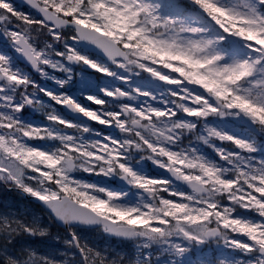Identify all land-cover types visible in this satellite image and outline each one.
Instances as JSON below:
<instances>
[{"label": "snow or ice", "instance_id": "obj_1", "mask_svg": "<svg viewBox=\"0 0 264 264\" xmlns=\"http://www.w3.org/2000/svg\"><path fill=\"white\" fill-rule=\"evenodd\" d=\"M26 4L37 15L0 0V183L68 226L75 251L20 246L49 230L4 212L0 264H161L154 250L166 264H264V0ZM74 65L110 79L76 80ZM77 226L133 241L135 258L82 242Z\"/></svg>", "mask_w": 264, "mask_h": 264}, {"label": "rangeland", "instance_id": "obj_2", "mask_svg": "<svg viewBox=\"0 0 264 264\" xmlns=\"http://www.w3.org/2000/svg\"><path fill=\"white\" fill-rule=\"evenodd\" d=\"M15 5V3H14ZM16 6V5H15ZM17 7V6H16ZM18 8V7H17ZM21 11L24 12H31L32 15H35L33 11H31L28 8H18ZM4 47V42L0 40V48ZM90 55V54H89ZM93 56V55H91ZM96 57V56H93ZM21 66V65H20ZM22 67V66H21ZM74 71H75V79L79 80L81 79V76H86L88 77L93 83H95L97 80L89 77L85 72L88 70H91L87 68L86 66L80 65L79 67L73 66ZM24 71L30 72V70L25 67L22 68ZM49 73L51 75H55L57 77H62L63 74L60 72L53 71L51 69H48ZM78 73V75L76 74ZM31 74V73H30ZM38 79L34 78L37 80L38 83H40L42 86L46 88L53 89L54 91L59 90L58 86L55 84L54 81H51L49 79H46L44 77H41L38 74ZM105 79H110L107 77H104L103 80ZM119 83V82H117ZM95 91V89H93ZM78 98H80L79 93H75ZM46 101V100H45ZM83 103V99L81 100ZM86 104V103H85ZM37 113V112H36ZM35 113L32 112L31 109H29L25 115L31 116ZM37 123V122H34ZM39 124V123H37ZM94 127V126H93ZM96 128V127H95ZM100 129V128H97ZM209 152L211 150L209 149ZM146 167H152L153 170L157 171L160 169L155 168L153 165L150 163L146 165ZM151 169V168H150ZM152 170V169H151ZM80 175L79 178L85 177L90 182L94 183H109V181L105 180L103 177H98L94 175H89L87 173H77L76 175ZM90 177V178H88ZM4 212H10L14 215H20V216H25L27 218H31L32 216L38 217L45 226H47L49 230L48 236L44 238H30V237H22L19 241L20 246L24 245H30L33 248L39 249L43 252H52L56 251L60 255H63L65 250H68L69 253L72 251H75L74 249H68V246L66 245L65 241L70 238L69 236V231H64L61 228H56L55 224L56 222L54 221L53 218H51L50 214L42 210L41 208L25 201L23 198H21L18 195L15 194H7L4 189H0V213ZM78 234L82 238V242L86 241L89 245L96 247L100 250L106 251V252H113V253H119L121 255H125L129 258L134 259L137 249L135 246V243L133 241H124L116 238H110L106 236L101 229H75ZM213 250H216V246L213 245H204L202 246V251L204 255L209 256L210 252ZM213 253V252H212ZM200 253L197 252L196 249L193 250V253L191 255V259H194L197 255ZM154 259H159L161 261V264H166V261L170 260L171 258L168 257L166 254H164L162 251H155L154 250Z\"/></svg>", "mask_w": 264, "mask_h": 264}, {"label": "water", "instance_id": "obj_3", "mask_svg": "<svg viewBox=\"0 0 264 264\" xmlns=\"http://www.w3.org/2000/svg\"><path fill=\"white\" fill-rule=\"evenodd\" d=\"M17 1L22 2V3H26V0H17ZM87 46H89L90 48H92V49H94V50H96V51L99 52V50L96 49L94 46H92V45H87ZM61 224H62V223H61ZM62 225H64V224H62ZM64 226H66V225H64Z\"/></svg>", "mask_w": 264, "mask_h": 264}]
</instances>
